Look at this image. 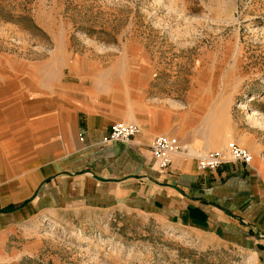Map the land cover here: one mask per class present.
Wrapping results in <instances>:
<instances>
[{
    "label": "crops",
    "instance_id": "1",
    "mask_svg": "<svg viewBox=\"0 0 264 264\" xmlns=\"http://www.w3.org/2000/svg\"><path fill=\"white\" fill-rule=\"evenodd\" d=\"M2 44L0 264L10 240L34 219L122 210L250 249L264 264L258 124L232 127L231 114L217 117L194 95L186 100L189 107L154 103L146 98L149 77L122 76L117 61L104 67L71 63L61 71L54 60L29 65ZM116 122L136 123L140 133L129 143H104ZM160 134L188 145L163 172L152 158ZM229 141L252 152L250 165L228 162L198 170L196 155Z\"/></svg>",
    "mask_w": 264,
    "mask_h": 264
},
{
    "label": "rangeland",
    "instance_id": "2",
    "mask_svg": "<svg viewBox=\"0 0 264 264\" xmlns=\"http://www.w3.org/2000/svg\"><path fill=\"white\" fill-rule=\"evenodd\" d=\"M0 40L33 66L117 61L120 75L149 77L154 103L189 107L194 95L232 127L258 124L264 169V0H0ZM20 231L1 264H259L250 249L127 210L59 212Z\"/></svg>",
    "mask_w": 264,
    "mask_h": 264
},
{
    "label": "built area",
    "instance_id": "3",
    "mask_svg": "<svg viewBox=\"0 0 264 264\" xmlns=\"http://www.w3.org/2000/svg\"><path fill=\"white\" fill-rule=\"evenodd\" d=\"M140 133V126L136 123L116 122L111 126L109 135L104 138V143L120 142L129 143ZM188 152V145L178 138L164 134L157 135L152 144L153 166L163 172L170 167L174 155ZM197 167L200 171L216 170L228 162H240L250 165L253 160L252 153L235 141L227 142L223 147L205 154L196 155Z\"/></svg>",
    "mask_w": 264,
    "mask_h": 264
}]
</instances>
